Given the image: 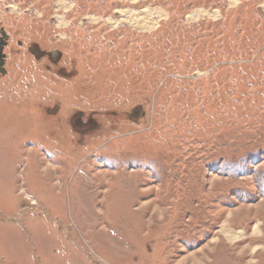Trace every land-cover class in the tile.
Listing matches in <instances>:
<instances>
[{
    "label": "rangeland",
    "instance_id": "1",
    "mask_svg": "<svg viewBox=\"0 0 264 264\" xmlns=\"http://www.w3.org/2000/svg\"><path fill=\"white\" fill-rule=\"evenodd\" d=\"M59 1L0 0V20L75 49L77 106L145 118L53 135L42 67L0 79V264H264V0ZM146 8L153 31L126 22Z\"/></svg>",
    "mask_w": 264,
    "mask_h": 264
},
{
    "label": "flooded vegetation",
    "instance_id": "2",
    "mask_svg": "<svg viewBox=\"0 0 264 264\" xmlns=\"http://www.w3.org/2000/svg\"><path fill=\"white\" fill-rule=\"evenodd\" d=\"M4 20L5 17L0 20V79L12 76L14 69L22 68V65H27L26 62L33 61L42 67V72L49 77L50 87H47L48 96L42 98L37 109L45 121L52 126L53 135L68 133L76 137L93 138L106 132H118L126 124L144 120V111L137 107L130 112L109 113V110L88 112L84 108L88 99L84 98L82 102H77L81 104L80 107L77 106L75 101L79 99L73 101L70 97L63 96L67 88L65 86L82 77L83 67L72 53V47L67 43L66 46L54 49L50 42L26 37L19 29L12 33ZM77 89L81 92L85 91L80 84Z\"/></svg>",
    "mask_w": 264,
    "mask_h": 264
},
{
    "label": "bare ground",
    "instance_id": "3",
    "mask_svg": "<svg viewBox=\"0 0 264 264\" xmlns=\"http://www.w3.org/2000/svg\"><path fill=\"white\" fill-rule=\"evenodd\" d=\"M133 2H136L138 0H130ZM58 7L60 9H69L71 7V4L68 3L67 1L60 0L57 3ZM160 10V9H159ZM157 9H152V8H146L143 11L140 12H135L131 10H125L123 13L125 14L126 17V22H128L132 27L142 30V31H150L155 29L158 24L159 20L162 18H165L167 14L163 11H159ZM220 12L215 11V12H210L208 10H195L193 13H191L188 17L187 20L189 22L191 21H197L199 19H204V18H210V19H217L220 17ZM86 19H88L92 23H97L101 21L99 17H94V16H89ZM124 20V19H123ZM61 25H66V23L63 21V17H60ZM112 27H116L119 23L117 21H114L112 19L107 20ZM220 232L227 238V240L235 244L241 240V238L244 236L243 231H238L230 228L228 224H224L223 228L220 230ZM259 230L258 227L256 226L253 230V235L257 236ZM258 250V247H256L253 251Z\"/></svg>",
    "mask_w": 264,
    "mask_h": 264
},
{
    "label": "crops",
    "instance_id": "4",
    "mask_svg": "<svg viewBox=\"0 0 264 264\" xmlns=\"http://www.w3.org/2000/svg\"><path fill=\"white\" fill-rule=\"evenodd\" d=\"M68 9V8H67ZM67 9H64V10H67Z\"/></svg>",
    "mask_w": 264,
    "mask_h": 264
}]
</instances>
